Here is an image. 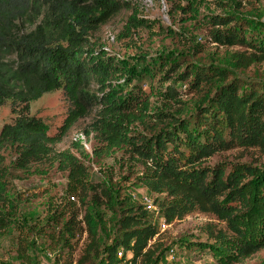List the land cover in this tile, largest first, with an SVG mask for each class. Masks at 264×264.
Wrapping results in <instances>:
<instances>
[{
	"label": "trees",
	"instance_id": "obj_1",
	"mask_svg": "<svg viewBox=\"0 0 264 264\" xmlns=\"http://www.w3.org/2000/svg\"><path fill=\"white\" fill-rule=\"evenodd\" d=\"M125 5L127 0H0V107L9 103L15 116L0 130V235L16 212L8 193L15 173L52 159L75 189L93 191L97 204L118 215L114 242L103 248L93 217L87 213L79 220L80 213L72 212L63 234L76 244L83 236L86 241L78 256L72 245L66 256L59 253L61 264H152L161 249L157 220L168 225L195 213L211 215L222 225L205 226L214 244L201 249L219 264L242 263L264 250V165L208 161L235 149L264 150V82L229 80L223 67L182 68L175 59L150 60L139 74L131 71L103 44L91 42V35ZM204 20L214 43L245 49L232 56L237 68L264 62V29L251 30L255 21L226 14ZM139 26L146 23L130 16L125 29ZM142 77L154 81L148 94ZM186 85L197 96L192 109L182 107ZM59 90L69 108L59 131L50 136L41 119L30 114V104ZM90 107L97 109L85 131L87 140L95 142L92 152L102 158L124 151L138 162L143 167L140 185L163 195L154 200L158 218L143 206L122 203L126 207L118 212L111 191L86 181L87 168L72 152L85 154L79 144L54 151ZM21 252L25 256L26 248Z\"/></svg>",
	"mask_w": 264,
	"mask_h": 264
},
{
	"label": "rangeland",
	"instance_id": "obj_2",
	"mask_svg": "<svg viewBox=\"0 0 264 264\" xmlns=\"http://www.w3.org/2000/svg\"><path fill=\"white\" fill-rule=\"evenodd\" d=\"M191 2L193 0H127V5L119 13L91 35V42L103 44L110 55L124 60L126 65L131 66V71L137 74L150 60L162 62L175 59L181 63L182 68L184 64L223 67L229 71V80L264 82V62L247 70L237 68L232 56L245 49L214 43L210 38V27L204 20L212 15H239L255 21L251 30L260 31L264 29V1L259 4L249 0ZM192 5L196 7V15ZM130 16L144 21L146 26L125 29ZM119 81L118 78L115 83ZM141 83L144 93H150L149 85H153L154 81L142 77ZM171 84L165 83L164 87ZM95 88L96 82L91 78L89 93H95ZM181 90H187L181 96L184 104L182 107L192 109L197 103V96L188 91L187 85ZM68 108L65 94L59 90L44 94L32 102L30 114L41 119L47 134L53 136L59 131ZM96 113L97 109L90 107L87 116L78 120L54 147V151L61 152L73 143L79 144V150L85 154L81 155L75 150L72 152L87 168L86 181L101 184L107 191H111L118 212L126 206H143L158 218L159 211L154 206V200L162 199L163 195L151 194L140 185L138 178L143 167L124 151L102 158L92 152L95 142L87 140L85 131L95 121ZM14 117L9 103L0 107V130L4 124L11 123ZM220 162H225L227 166L246 164L261 167L264 165V150L235 149L214 155L208 164ZM8 193L16 204V212L7 229L0 235V264H61L62 261L57 260L58 254L66 256L70 252V245L76 251L78 248L74 254L78 256L86 236L76 244L63 234L65 223L74 211L80 213L79 220L88 213L97 222L99 241L103 248L112 244L117 235L118 215L105 205L97 204L93 191L83 193L75 189L68 173L62 171L52 159L31 164L27 171L16 172ZM122 203L126 206L120 205ZM157 223L161 249L157 251L152 264H219L218 258L212 256L208 249H201V245L214 244V241L207 238L205 226L216 224L219 229L222 228L213 216L195 213L168 225L162 219L157 220ZM65 239L67 244L64 243ZM188 244H194V248L189 249ZM21 247L26 248L25 256ZM239 264H264V250Z\"/></svg>",
	"mask_w": 264,
	"mask_h": 264
},
{
	"label": "built area",
	"instance_id": "obj_3",
	"mask_svg": "<svg viewBox=\"0 0 264 264\" xmlns=\"http://www.w3.org/2000/svg\"><path fill=\"white\" fill-rule=\"evenodd\" d=\"M163 225H164V223H163ZM122 255V253H118V256H121Z\"/></svg>",
	"mask_w": 264,
	"mask_h": 264
}]
</instances>
